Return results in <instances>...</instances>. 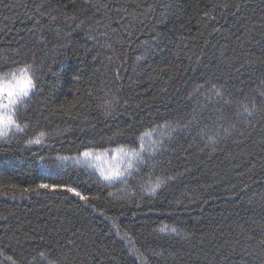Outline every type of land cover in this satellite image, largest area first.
<instances>
[{
	"label": "trees",
	"instance_id": "1",
	"mask_svg": "<svg viewBox=\"0 0 264 264\" xmlns=\"http://www.w3.org/2000/svg\"><path fill=\"white\" fill-rule=\"evenodd\" d=\"M25 80L0 264H264V0H0Z\"/></svg>",
	"mask_w": 264,
	"mask_h": 264
},
{
	"label": "rangeland",
	"instance_id": "2",
	"mask_svg": "<svg viewBox=\"0 0 264 264\" xmlns=\"http://www.w3.org/2000/svg\"><path fill=\"white\" fill-rule=\"evenodd\" d=\"M29 90L30 86L28 85L27 80L14 85L0 87V127H7V125L11 123L9 119L7 120L9 108L16 99L25 96Z\"/></svg>",
	"mask_w": 264,
	"mask_h": 264
}]
</instances>
